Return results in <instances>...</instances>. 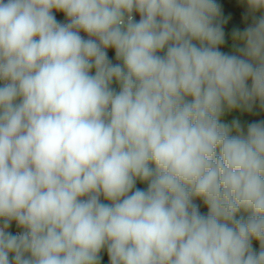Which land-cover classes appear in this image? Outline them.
Instances as JSON below:
<instances>
[{"label":"clouds","instance_id":"obj_1","mask_svg":"<svg viewBox=\"0 0 264 264\" xmlns=\"http://www.w3.org/2000/svg\"><path fill=\"white\" fill-rule=\"evenodd\" d=\"M237 2L225 52L217 0H0V264H264V120H222L264 110V0Z\"/></svg>","mask_w":264,"mask_h":264},{"label":"rangeland","instance_id":"obj_2","mask_svg":"<svg viewBox=\"0 0 264 264\" xmlns=\"http://www.w3.org/2000/svg\"><path fill=\"white\" fill-rule=\"evenodd\" d=\"M217 2L221 5L222 10V18L226 21L225 23L228 25H232L234 27V30H240L242 31L246 24L243 19V15L245 12V8L243 5L239 4L237 0H217ZM225 31V38L227 35L230 34V28H224ZM232 34L230 35V39L226 45L222 47V51L225 52H231L232 51ZM254 113H248L250 116L245 115L244 119L240 120V117H237L238 114H240V111H232L231 113H227L224 117H222V120L224 122H231L233 119H239L241 124L243 126H247L248 123L256 122L259 120H264V110H261L257 104V106L254 108ZM257 113V114H256ZM256 114V115H255ZM258 116V117H257ZM256 118V119H255ZM196 203L200 205V211L202 213L207 212V207L202 203V201L197 200ZM254 246H257L259 248V244L257 241L252 242Z\"/></svg>","mask_w":264,"mask_h":264},{"label":"crops","instance_id":"obj_3","mask_svg":"<svg viewBox=\"0 0 264 264\" xmlns=\"http://www.w3.org/2000/svg\"><path fill=\"white\" fill-rule=\"evenodd\" d=\"M55 15H56V17H58V16H61L63 14L62 13H55ZM135 18L138 20L139 19V15L136 14ZM109 56L114 58V51L113 50H109ZM113 87H117V86L114 84ZM137 187L146 188V185L138 182L137 183ZM253 247L258 249L257 246L253 245ZM101 256L103 257L101 264H109L106 250L102 251Z\"/></svg>","mask_w":264,"mask_h":264},{"label":"trees","instance_id":"obj_4","mask_svg":"<svg viewBox=\"0 0 264 264\" xmlns=\"http://www.w3.org/2000/svg\"><path fill=\"white\" fill-rule=\"evenodd\" d=\"M223 27L224 28H230V34L229 35H227V37H226V44L228 43V41H229V39H230V35L232 34V32L234 31V27L232 26V25H228V24H226V23H224V25H223ZM225 44V45H226ZM254 112H252V114H253ZM257 114V113H256ZM255 114V115H256ZM245 115H248V116H250L247 112H240V114H238L237 115V117H240V120L242 119V117H243V119L245 118L244 116ZM258 117V116H257ZM256 119V118H255Z\"/></svg>","mask_w":264,"mask_h":264},{"label":"built area","instance_id":"obj_5","mask_svg":"<svg viewBox=\"0 0 264 264\" xmlns=\"http://www.w3.org/2000/svg\"><path fill=\"white\" fill-rule=\"evenodd\" d=\"M56 18H57V20H59V21H64V19H65L63 15L58 16V17H56ZM9 231L12 232L13 234H15L16 232L20 231V229H18V228L16 227V225H15V222H13V224L11 225Z\"/></svg>","mask_w":264,"mask_h":264}]
</instances>
